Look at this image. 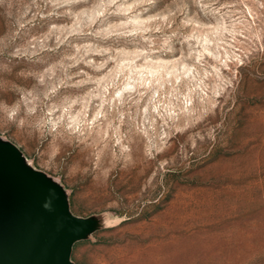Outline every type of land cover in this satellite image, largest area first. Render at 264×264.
Masks as SVG:
<instances>
[{"label": "rangeland", "instance_id": "1", "mask_svg": "<svg viewBox=\"0 0 264 264\" xmlns=\"http://www.w3.org/2000/svg\"><path fill=\"white\" fill-rule=\"evenodd\" d=\"M15 165L72 264H264V0H0V264Z\"/></svg>", "mask_w": 264, "mask_h": 264}, {"label": "water", "instance_id": "2", "mask_svg": "<svg viewBox=\"0 0 264 264\" xmlns=\"http://www.w3.org/2000/svg\"><path fill=\"white\" fill-rule=\"evenodd\" d=\"M15 172L17 173V176L22 180L27 181H33L34 185L36 186L39 196V202H42V199H45L49 201L50 205L48 206V212L51 216H49L51 219L54 217L57 218L56 222L53 225H48L46 227L45 232H41L39 230L33 231V229L30 227L32 225V219L29 216V206L26 201L22 200V204L27 209V224L29 225V232L26 237V250L24 251V254L17 257V254L10 253L9 255L11 258H13L12 264H72L70 261V249L72 243L76 239L70 240L67 237L66 232L64 231L66 222L64 213L65 210L62 208V203L58 202L54 194L50 193L47 189L42 187L40 183L38 182L37 178L35 176L29 177L25 174L21 173L19 169L14 166ZM3 204L0 202V207ZM44 226V222H43ZM49 233L53 234V245L54 249L50 251H46L43 247L47 246L48 242L50 243V236ZM39 248L41 252L37 251V247ZM33 248V250H32ZM23 252V251H22ZM35 255V257H34ZM2 261V258H0V263ZM63 261V262H62Z\"/></svg>", "mask_w": 264, "mask_h": 264}, {"label": "clouds", "instance_id": "3", "mask_svg": "<svg viewBox=\"0 0 264 264\" xmlns=\"http://www.w3.org/2000/svg\"><path fill=\"white\" fill-rule=\"evenodd\" d=\"M19 111V107L18 106H13L8 112H7V116L9 120H12L16 117L17 113Z\"/></svg>", "mask_w": 264, "mask_h": 264}, {"label": "bare ground", "instance_id": "4", "mask_svg": "<svg viewBox=\"0 0 264 264\" xmlns=\"http://www.w3.org/2000/svg\"><path fill=\"white\" fill-rule=\"evenodd\" d=\"M206 49V48H205ZM207 50V49H206Z\"/></svg>", "mask_w": 264, "mask_h": 264}]
</instances>
